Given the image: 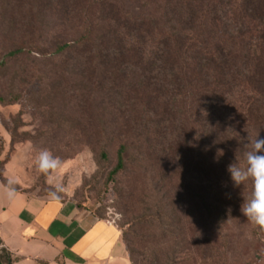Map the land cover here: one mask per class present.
Instances as JSON below:
<instances>
[{
	"label": "trees",
	"instance_id": "trees-1",
	"mask_svg": "<svg viewBox=\"0 0 264 264\" xmlns=\"http://www.w3.org/2000/svg\"><path fill=\"white\" fill-rule=\"evenodd\" d=\"M3 1L20 34L10 58L66 55L85 80L72 97L102 138L104 161L117 141L110 179L132 164L150 168L166 189V171H182L203 218L241 216L251 182L234 188L226 168L244 163L247 138L264 139V0ZM102 97L125 119L120 131L96 114ZM168 206L151 217L165 224L159 242L179 225ZM0 245V264H13Z\"/></svg>",
	"mask_w": 264,
	"mask_h": 264
},
{
	"label": "rangeland",
	"instance_id": "rangeland-1",
	"mask_svg": "<svg viewBox=\"0 0 264 264\" xmlns=\"http://www.w3.org/2000/svg\"><path fill=\"white\" fill-rule=\"evenodd\" d=\"M13 20L0 0V101H4L0 102V180L4 186L28 195L70 199L113 223L123 234L131 264V260L134 264H264V240L257 239L256 227L242 214L222 223L216 216L203 218L195 185L188 191L182 171H166V189L150 168L132 164L126 173L110 179L117 141L109 142V159L104 161L98 152L102 138L89 130L72 97L71 87L82 93L85 80L71 71L66 55L10 58L20 41ZM95 110L109 127L121 130L125 119L107 99L99 98ZM42 149L62 162L48 175L38 173L34 164ZM164 196L169 201L159 204ZM169 204L179 225L167 231L182 239L166 234L159 242L165 224L151 217L169 212Z\"/></svg>",
	"mask_w": 264,
	"mask_h": 264
},
{
	"label": "crops",
	"instance_id": "crops-1",
	"mask_svg": "<svg viewBox=\"0 0 264 264\" xmlns=\"http://www.w3.org/2000/svg\"><path fill=\"white\" fill-rule=\"evenodd\" d=\"M0 241L13 264H131L117 226L70 199L16 192L1 180Z\"/></svg>",
	"mask_w": 264,
	"mask_h": 264
},
{
	"label": "clouds",
	"instance_id": "clouds-1",
	"mask_svg": "<svg viewBox=\"0 0 264 264\" xmlns=\"http://www.w3.org/2000/svg\"><path fill=\"white\" fill-rule=\"evenodd\" d=\"M257 137L254 141L247 138L248 142L243 145L246 149L243 152L244 163L235 160L226 171L234 188L251 182V196L243 201L240 211L249 223L264 233V139ZM34 164L38 173L48 175L58 170L62 162L47 149H42L35 156ZM7 195L11 197L13 192L8 190Z\"/></svg>",
	"mask_w": 264,
	"mask_h": 264
},
{
	"label": "built area",
	"instance_id": "built-area-1",
	"mask_svg": "<svg viewBox=\"0 0 264 264\" xmlns=\"http://www.w3.org/2000/svg\"><path fill=\"white\" fill-rule=\"evenodd\" d=\"M109 224H111V225H114L113 223H111V222H108Z\"/></svg>",
	"mask_w": 264,
	"mask_h": 264
},
{
	"label": "water",
	"instance_id": "water-1",
	"mask_svg": "<svg viewBox=\"0 0 264 264\" xmlns=\"http://www.w3.org/2000/svg\"><path fill=\"white\" fill-rule=\"evenodd\" d=\"M1 246V245H0Z\"/></svg>",
	"mask_w": 264,
	"mask_h": 264
}]
</instances>
